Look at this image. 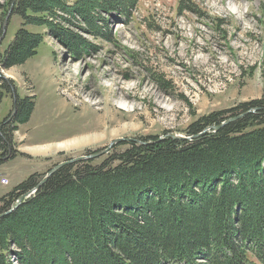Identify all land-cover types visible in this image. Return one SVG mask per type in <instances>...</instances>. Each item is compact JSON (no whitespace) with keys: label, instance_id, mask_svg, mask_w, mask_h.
<instances>
[{"label":"trees","instance_id":"trees-1","mask_svg":"<svg viewBox=\"0 0 264 264\" xmlns=\"http://www.w3.org/2000/svg\"><path fill=\"white\" fill-rule=\"evenodd\" d=\"M12 3L24 25L0 54L4 69L25 63L44 44L28 26L46 27L80 52L84 40L55 21L77 17L82 30L101 37L103 15L124 16L137 0ZM32 105L18 100L13 121L31 119ZM7 125L0 132L4 151L12 142ZM213 126L221 129L206 132ZM188 136L153 137L100 166L86 161L59 169L0 220V264H10L11 254L20 264H264V99L203 116ZM43 177L33 174L0 198V215ZM50 236L59 243L51 252L40 246Z\"/></svg>","mask_w":264,"mask_h":264},{"label":"rangeland","instance_id":"rangeland-1","mask_svg":"<svg viewBox=\"0 0 264 264\" xmlns=\"http://www.w3.org/2000/svg\"><path fill=\"white\" fill-rule=\"evenodd\" d=\"M12 1L0 0L2 55L24 25ZM127 12L103 15L101 37L63 14L66 23L56 25L85 42L75 53L46 27L28 26L44 38L36 55L10 69L0 63V132L8 124L12 133L6 151L0 144V198L33 174L44 181L61 165L100 166L135 142L190 139L189 125L201 117L264 99V0H137ZM26 98L33 114L17 123L18 100ZM96 135L102 139L94 142ZM55 240L41 249L51 252ZM9 261L20 264L12 254Z\"/></svg>","mask_w":264,"mask_h":264},{"label":"water","instance_id":"water-1","mask_svg":"<svg viewBox=\"0 0 264 264\" xmlns=\"http://www.w3.org/2000/svg\"><path fill=\"white\" fill-rule=\"evenodd\" d=\"M11 12H12V11H11ZM11 14H12V13H9V15H7V20L10 18ZM6 24H7V23H6ZM0 77H1V75H0ZM3 79H4V78H3ZM230 121H232V120H230ZM230 121H228V122H230ZM228 122H226V123H228ZM226 123H224V124H226ZM222 125H223V124H222ZM213 129L215 130V132H216V131H219V130L221 129V126H216V127H214ZM174 138H175V137H174ZM117 142H119V141H117ZM114 144H116V143H114ZM114 144H113V145H114ZM61 167H62V165L59 166V167H57V168H55V169H53V170L51 171V173H49V174L47 175V177L45 178V180L42 181L41 183H39V186H38L36 189H37V190L40 189V188L44 185V183H46V182L48 181L49 177H51L54 173H56L57 171H59V169H60ZM29 195H30V193H28V194H26V195H24V196H21V198L19 197V199L17 200L16 204L13 205L12 209L9 210L8 213L3 214V215H0V220L3 219L4 217H6L7 215L11 214L12 212H14V210H17V209H18V208L24 203V201L27 199V196H29Z\"/></svg>","mask_w":264,"mask_h":264},{"label":"bare ground","instance_id":"bare-ground-1","mask_svg":"<svg viewBox=\"0 0 264 264\" xmlns=\"http://www.w3.org/2000/svg\"><path fill=\"white\" fill-rule=\"evenodd\" d=\"M72 68V67H71ZM119 89V88H118ZM89 90V89H88ZM119 90H121L120 91V93H122V95L123 96H125L126 98H127V96L129 95V93L128 92H126V91H124V89L123 88H120ZM86 92V91H85ZM118 92V91H117ZM114 93V92H113ZM116 94V93H115ZM68 95V97L70 98V96L72 97V98H74V99H77V101L80 99V96H78V94L76 95H70L69 93L67 94ZM88 95V97H90L92 94L91 93H88L87 94ZM131 95V94H130ZM83 97V96H82ZM94 97V96H93ZM91 100H93V99H91ZM101 102V101H100ZM82 105V104H81ZM98 105V104H97ZM101 105V104H100ZM105 112V111H104ZM108 112V111H107ZM109 114V113H108ZM104 115H105V113H104ZM108 118V117H107ZM110 118V117H109ZM111 120V119H110ZM110 122V121H109ZM122 129H124V128H122ZM121 129V130H122ZM102 138H101V136H99V135H96L95 137H94V142H96V141H100ZM49 150H60L58 147H56L55 149L53 148V149H50V148H48ZM48 149L47 150H45V152H48Z\"/></svg>","mask_w":264,"mask_h":264},{"label":"built area","instance_id":"built-area-1","mask_svg":"<svg viewBox=\"0 0 264 264\" xmlns=\"http://www.w3.org/2000/svg\"><path fill=\"white\" fill-rule=\"evenodd\" d=\"M3 183H5V181H3Z\"/></svg>","mask_w":264,"mask_h":264}]
</instances>
